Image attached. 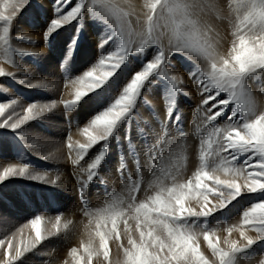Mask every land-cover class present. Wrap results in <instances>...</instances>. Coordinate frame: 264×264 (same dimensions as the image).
Here are the masks:
<instances>
[{
    "label": "snow or ice",
    "instance_id": "6c2138e0",
    "mask_svg": "<svg viewBox=\"0 0 264 264\" xmlns=\"http://www.w3.org/2000/svg\"><path fill=\"white\" fill-rule=\"evenodd\" d=\"M28 2H0V42L4 45H8L13 20ZM227 6L232 29L231 47L227 54L217 50L214 28L203 19L204 15L215 11L211 0H144L146 31L141 32L138 44L133 46L123 39L121 33L119 46L102 52L82 74L66 79L65 87L72 89L70 99L45 104L30 103L23 108L22 114L17 111L19 101L16 98L0 102V129L18 132L23 138L22 126L38 120L56 108L58 103L70 113L85 98H92L95 94L100 100V108L79 129L83 142L73 144L69 135L67 144L69 159L75 152L76 158L72 163L77 182L85 190L99 175L110 138L122 123L130 124L143 90L152 85L157 77H163L170 85L168 120L163 127L174 122L179 124L180 115L175 110L174 98L183 91V81L168 70L171 60L177 54H183L190 59L200 57L207 64L201 76L197 77V88L203 97L198 111H203L206 125L222 115H227V121L223 126H213L207 137L201 138L199 166L190 178L178 180L179 165L165 168L156 163L160 140L157 144L146 146L147 157L152 161L150 171L153 179L143 190L144 198L139 196L144 172L137 164V178L129 181L126 197L113 196L102 209L96 211L84 208L89 225L94 224V227L89 231L88 241L81 243L80 249L73 247L70 250L74 264H92L94 256H102L103 264H112L109 241L113 238L122 240L121 224L127 239V246L123 243L119 245L123 251V264H241L238 257L264 241V198H256L244 208L238 223L212 227L208 224L209 217L223 212L233 202L238 203L241 197H264V109L257 110L247 83L249 79L264 77V0H228ZM108 7L118 10L117 5ZM92 10L89 0H76L74 4L72 0H55L53 18L43 32L45 44L60 29L73 22L80 24ZM131 15V12L120 11V18L127 21L129 35L132 34L131 22L127 18ZM80 29L77 27L76 32L79 33ZM77 39L78 36H74L68 45L65 62L71 58ZM111 39L109 35L107 40H103L101 49ZM146 45L156 46L151 58L143 59L139 67L124 73L131 54L140 56ZM4 51L7 53L9 49ZM118 73L121 75L118 76ZM0 77L17 79L15 73L3 68H0ZM19 83H27L29 88L35 89L49 87L46 83L33 84L24 79H20ZM210 100L216 103L204 108ZM220 105L222 107H218ZM213 108L218 110L213 112ZM125 139L131 143L130 133ZM97 145L102 147L90 157ZM160 159L163 160V157ZM119 171L121 175L126 171L123 157ZM11 177L41 184L56 185L58 182V177L48 179L47 171L37 172L23 163L3 167L0 184ZM60 222L61 217L57 215L54 225L57 232ZM41 224L42 217L35 215L24 225L25 228L30 226L34 238L21 239L19 243L15 237L0 239V264H16L25 253L48 239V235L56 234H42ZM67 226L65 224V228ZM19 231L23 232V229ZM221 231L226 235L221 236ZM250 232H254L255 236L249 235ZM234 233H238V238H233ZM202 245L206 246L210 256L202 250ZM81 252L86 255V260Z\"/></svg>",
    "mask_w": 264,
    "mask_h": 264
},
{
    "label": "rangeland",
    "instance_id": "374dc122",
    "mask_svg": "<svg viewBox=\"0 0 264 264\" xmlns=\"http://www.w3.org/2000/svg\"><path fill=\"white\" fill-rule=\"evenodd\" d=\"M75 2L76 0H72L73 4ZM89 3L93 10L80 21V24L77 25L76 22H73V24L60 29L45 44L43 32L47 28L49 21L53 18L55 0H29L27 5L13 20L9 31L8 45L0 42V68L15 73L17 76L16 80L11 77H0V102L16 98L19 101L17 111L22 114L23 108L30 103L45 104L52 101L59 102L70 99L71 94L69 90L72 91V89L65 87L66 79L75 78L82 74L84 70L96 61L102 52L113 50L119 46L122 42L121 33H123V39L130 41L133 46L138 44L141 32L146 31L143 22L144 0H89ZM211 3L215 6V11L207 13L203 16V19L214 28L217 50L221 54H227L232 40V29L228 21V0H211ZM109 5H117L118 10L110 9ZM138 7H141V9ZM121 10L132 13L127 18L131 22V35H129L127 21L120 18ZM217 16H219V19H217ZM137 18H139V23L137 22ZM77 27H81L79 33L76 32ZM0 32H2V28H0ZM109 35L112 36V39L108 40L104 48L101 49V42L107 40ZM74 36H78L76 45L72 50L71 58L65 62L68 45L72 43ZM164 43L167 44V40ZM82 46L85 47L83 55L81 51ZM154 47L156 48L155 45H146L140 56L132 53L131 57L133 56L134 58L129 59L130 62L123 69V72L127 73L136 69L141 65L143 59H150L151 53L155 50ZM5 48L9 49L7 53L4 51ZM49 57H53L54 62L49 61ZM62 64L64 65L63 68L61 67ZM177 68L180 69V74H183L185 78L178 77L183 81L181 85L183 91L174 98L175 105L178 106L180 104L178 101L180 98L179 100L184 104L182 108L185 109L184 113H187V116H184L185 119L182 120L183 111L175 108L176 112L180 115V121L178 125H173L174 133L177 131L175 129L179 128L173 134L174 136L177 135V138H180L179 130L181 129L180 132H182V129H184L187 135L181 138L185 147L183 148L181 147L183 145H180L175 149L179 159H176L175 164L171 166L179 165L180 172L177 174V179L183 181L190 178L194 172V168L199 166L201 138H206L213 126L225 125L227 115H222L217 118V122L213 121L211 124L206 125L203 111H198L203 97L200 91H198V81L196 79L199 75L201 76L202 70L207 68L205 61L200 57L190 59L183 54H177L168 65V70L171 74L175 75L172 69L175 70ZM187 73L190 75L188 76ZM118 75H121V73H118ZM20 79L33 84L46 83L49 87L29 88L27 83L20 84ZM247 83L255 100L257 110L264 109V77L249 79ZM168 86L170 87L163 77H157L152 85L144 89L142 98L139 100L140 103L138 102L137 104L136 109L138 110L135 109V116L133 115L130 124L122 123L116 130V133L110 138L107 155L100 167L99 175L85 190H82L77 182L76 169L72 163V160L76 158L75 152L72 153V159H69L67 144L69 142V135H71V142L73 144L76 143V138L78 139L80 135L79 129L84 127L89 118L99 110L100 100L95 94H93L92 98H88V100L85 98L84 102L82 101L70 113L66 112L63 105L58 103L56 108L50 112H46L38 120L31 121L27 125L22 126L23 138L18 132L14 133L7 128L0 129V171H2L3 167L17 163L28 164L37 172L47 171V175L60 169L64 173L62 174L65 175L64 181L66 180L67 182L68 180L69 183L68 187H64L65 184L63 183L62 187L58 189L52 184H41L32 180L11 177L3 184H0V239L15 237L17 243H19L21 239L34 238V233H32L30 226L25 228L24 225L28 224L35 215L42 217V234L48 235L50 232H56L55 235H48V239L44 240L31 252L25 253L16 264H57L53 260L57 256L58 262L63 261L74 264L69 252L73 247L80 249L81 243L75 236H71L72 230L75 227L73 225H76L72 215H76L75 217L78 220L83 219L81 216L87 217L84 214L85 207L89 211H96L102 209L111 200L113 192L109 189L108 185L109 182H112L110 186L116 191L115 184L117 182H113V177L116 173H121L119 171L121 157H123V161L126 164V171H124L122 176L128 183L132 180L129 165L131 164L133 170H136L137 167L136 162L134 161L133 163L132 160L136 159L143 169V184L139 196L141 199L144 198L143 190L148 187V184L153 179L150 171L152 161L147 157L146 146H150L151 141L155 137L152 127L148 125L149 122L141 118V111L142 109L145 110V116L146 114L148 115L149 111L151 114L150 106L153 105L158 108L161 106V103L166 104L169 101ZM186 87L191 91L190 94L186 91ZM157 91H160L157 95L162 98V101L160 98H153V96L151 99L147 97V95L149 96L152 92ZM204 95H207V93ZM192 98L195 99V102L192 101ZM218 99L219 97H217ZM86 102L89 106L83 107ZM215 103L216 101L210 100L209 105H205L204 108H208ZM194 104H196L195 107H193ZM218 107H222V105ZM217 110L218 108L212 109L213 112ZM155 112L154 114L157 116L156 126H158L159 130L162 132L170 130L171 126L169 124H167L166 128L163 127V124L167 122L166 118H168V114L163 116L161 112L157 113L156 110ZM195 128H199V131L194 130ZM129 133L131 143L125 139ZM159 139L163 141L161 138ZM157 140L155 139L154 144H157ZM99 146L100 148L102 147V145H97L96 147ZM163 148L170 152L168 148ZM223 154L227 155V153ZM156 155V163L165 167L166 162L163 161L161 164L160 157L162 155L158 150ZM44 157L49 158L44 159ZM184 157H187L186 161ZM135 177L137 178V176ZM50 179H56V177H51ZM127 185L125 190L126 195L124 193L125 197L128 195ZM81 191H83V197L81 196ZM256 198L264 197H241L238 203L233 202L235 206L229 205L223 212H217L213 217H209V226H216L218 223L224 226L225 224L222 222L226 220L227 225L238 223L241 212ZM67 214L70 215L67 216ZM57 215H60L61 220L64 219V216L68 217L64 219V223L60 222L58 232L54 227ZM49 216H53L52 220L48 219ZM87 218L89 220V217ZM44 223L47 224L44 226ZM65 224L68 225L67 228H65ZM120 227L121 234H124L123 224ZM20 229H23V232H20ZM219 234L221 236L226 235L223 231ZM253 235L255 236V233ZM235 237L238 238V233L233 234V238ZM116 243L118 246L120 243L127 246V240L122 242L116 240ZM202 250L205 251L206 255H211L207 251L206 246L202 245ZM50 253H54V256H49ZM43 257H46L45 263L43 262ZM117 259L115 256L111 261H116ZM238 260H240L241 264H261V261H264V241L258 242L246 254H241ZM94 263L95 260L93 259L92 264Z\"/></svg>",
    "mask_w": 264,
    "mask_h": 264
},
{
    "label": "bare ground",
    "instance_id": "6f19581e",
    "mask_svg": "<svg viewBox=\"0 0 264 264\" xmlns=\"http://www.w3.org/2000/svg\"><path fill=\"white\" fill-rule=\"evenodd\" d=\"M125 2H127V1H125ZM124 3V2H123ZM134 5V4H133ZM126 6V5H125ZM139 9H141V7H138ZM43 16V15H42ZM82 45V44H81ZM148 47V46H147ZM153 47V46H152ZM154 49H155V47H154ZM81 51H82V55L85 53V47H81ZM133 57V56H132ZM132 57H130V58H132ZM129 58V59H130ZM134 58V57H133ZM138 59V58H137ZM49 61H53L54 62V58L53 57H49ZM132 61H133V59H132ZM138 61V60H137ZM52 62V63H53ZM142 62V61H141ZM134 63V62H133ZM137 63V62H136ZM58 65V64H57ZM52 66V65H51ZM189 71H190V69H189ZM43 72V71H42ZM172 72H174L175 73V75L176 76H178V77H181L182 79L183 78H185V76L182 74H180V69H175V70H173L172 69ZM194 72V71H193ZM187 75L189 76L190 74H188L187 73ZM119 76V75H118ZM198 76V75H197ZM200 76V75H199ZM57 77V76H56ZM45 78V77H44ZM157 79V78H156ZM158 79H160V78H158ZM197 80V79H196ZM185 81V80H184ZM158 82V81H157ZM162 82H164V81H162ZM197 82V81H196ZM158 83H160V82H158ZM159 85H161V84H159ZM189 85V84H188ZM169 87V86H168ZM190 87V86H189ZM161 88V87H160ZM55 90V89H54ZM144 91V90H143ZM156 91V90H155ZM186 91L190 94V90L186 87ZM199 91V90H198ZM69 93L71 94V90H69ZM157 93H160V91H157V92H152L149 96L147 95V97L148 98H152V96H153V98H160V96H158L157 95ZM165 94V93H164ZM187 94V93H186ZM192 94V93H191ZM166 95H167V92H166ZM188 95V94H187ZM190 97V96H189ZM188 97V98H189ZM194 97V96H193ZM142 98V97H141ZM161 99V101H162V98H160ZM180 99V98H179ZM178 99V101H179V105L177 106V105H175V108H177V109H181L182 111H183V119L182 120H184L185 118H184V116L186 117L187 116V113H184V108H182V107H184L183 105V102H181V100H179ZM87 100H88V98H87ZM93 101V100H92ZM91 101V102H92ZM150 101V100H149ZM177 101V102H178ZM189 101V100H188ZM191 101V100H190ZM192 101L193 102H195V99L194 98H192ZM29 102V101H28ZM84 102V101H83ZM139 102V101H138ZM151 102V101H150ZM154 102V101H153ZM160 102V101H159ZM140 103V102H139ZM93 104V103H92ZM100 104V103H99ZM176 104V103H175ZM190 104V103H189ZM193 104V103H192ZM202 104V103H201ZM87 105H88V103L86 102L85 104H84V106L83 107H87ZM168 105H169V101L166 103V104H164V103H161V106L160 107H155V106H150L149 108L151 109V114H150V111L148 112V115L146 114L145 116H144V114L146 113L145 112V110L144 109H142V111H141V114H142V116H141V118L142 119H145L147 122H149L148 123V125H150L151 127H152V131H153V135H154V139L151 141V143H150V145H154V141H155V139H159V138H161L163 141H160V145H159V147L157 148V150L160 152V154L162 155V157H163V160H161V164H162V162L164 161V162H166V165H164L166 168H169V167H171V165L172 164H175V160L176 159H179L178 158V155L176 154V152H175V149H177V147H179L180 145H183L184 143H182V140L183 139H181L184 135H187L186 134V131L184 130V129H182V132H180L181 131V129L179 130V136L181 135V137L180 138H177L178 136L177 135H175L174 136V134L178 131V127L175 129V130H177L175 133H174V131H173V125H175L176 123L174 122V123H170L169 125L171 126V129L170 130H166V132H162V131H160L159 130V128H158V126H156V122H157V116H156V114H154V113H156L155 112V110L157 111V113H159V112H161L162 113V115L163 116H166L167 114H168V112H167V109H168ZM195 105L196 104H194V106L193 107H195ZM89 106V105H88ZM99 106V105H98ZM139 106V105H138ZM97 107V106H96ZM100 107V106H99ZM136 110H138V109H136ZM191 110V109H190ZM197 110V109H196ZM72 112V111H71ZM90 112V111H89ZM182 114V113H181ZM194 114V113H193ZM195 115V114H194ZM135 116V115H134ZM195 117V116H194ZM197 117V116H196ZM133 119V118H132ZM167 120H168V118H166ZM182 122V121H181ZM217 122V121H216ZM186 123H187V121H186ZM198 124V123H197ZM215 124V123H214ZM216 125V124H215ZM71 128H72V126H71ZM185 128V127H184ZM190 128V127H189ZM73 129V128H72ZM194 130H197V128H195ZM193 130V131H194ZM174 133V134H173ZM119 134H120V131H119ZM163 137H164V139H163ZM197 137V136H196ZM207 137V136H206ZM83 137L81 136V135H79V137H78V139L76 138V142L77 141H80V142H83ZM160 140V139H159ZM190 140V139H189ZM201 141V140H200ZM110 142V141H109ZM164 143V144H163ZM186 143H188V142H186ZM188 145V144H187ZM190 146V145H189ZM162 147H166V148H168L169 150H170V152H168L165 148H163L162 149ZM181 147H185V145H183V146H181ZM99 148H100V146L99 147H95L93 150H92V152L90 153V156H93L94 154H96V152H98V150H99ZM160 149V150H159ZM161 151H162V153H161ZM190 152V151H189ZM125 154V153H124ZM134 161L136 162V164H138L137 163V161H136V159H134V160H132V162L134 163ZM177 162V161H176ZM117 164V163H116ZM129 167H130V172L132 173V180H135L136 179V170H133L132 168H131V164L129 165ZM188 167V166H187ZM198 167V166H197ZM197 167H195L194 168V171L196 170V168ZM58 169V168H57ZM113 170H114V167H113ZM185 171V170H184ZM188 171H191V170H188ZM63 172L60 170V169H58L57 170V172L56 171H54V172H52V173H50L49 175H48V177H49V179L52 177V178H55L56 177V179H57V177H58V182H57V184L55 185V187L56 188H58L59 189V187H62V185H63V183L65 184V186L64 187H68V185H69V183H68V180H67V182H66V180L64 181V176L65 175H63L62 174ZM187 173H189V172H187ZM185 174V173H184ZM67 175V174H66ZM120 176H122L121 175V173H116L115 174V176L113 177V182H117L116 184H115V187H116V191L110 186V183H112V182H109V185H108V187H109V189L113 192V196H117V195H123L124 196V193H125V190H126V185L128 184V181L122 176V177H120ZM129 176H130V174H129ZM118 177H120V179H118ZM131 177V176H130ZM51 180V179H50ZM102 182V181H101ZM98 194V193H97ZM125 195H126V193H125ZM35 198V197H34ZM253 201V200H252ZM251 203V202H250ZM249 203V204H250ZM244 204V203H243ZM248 205V204H247ZM77 214V213H76ZM70 214H67V216H69ZM78 215H80V214H78ZM67 216H64L63 218L65 219H67L68 217ZM76 216V215H75ZM74 215H72V217H73V221L74 222H76V225H73V226H75L74 228H73V230H72V233H71V236H75L76 237V239H79V241H80V243H86L87 241H88V239H89V231L91 230V228H93L94 227V224H92V225H89V220H87L88 218L87 217H85V216H81L83 219H79L78 220V218L77 217H75ZM52 218H53V216H49V218L48 219H51L52 220ZM64 219L63 220H61V222L62 223H64L63 221H64ZM78 221H79V223H78ZM223 224H226L227 223V220L225 221V222H222ZM47 223H44V226L46 225ZM219 224V223H218ZM254 234V232H250L249 233V235H252V236H254L253 235ZM121 236H122V240H121V242L122 241H124V240H127L126 239V236L124 235V234H121ZM236 238V237H235ZM95 243H96V246H98V238H96V241H95ZM121 244V243H120ZM109 247H110V260H112V258L113 257H117L118 259L116 260V261H111L112 262V264H123V260H124V256H123V252H122V250L120 249V247L117 245V243H116V240H115V238H113L112 240H110L109 241ZM56 252V251H55ZM81 254H82V256H83V258L86 260V255L85 254H83L82 252H81ZM50 255H53L54 256V253H50L49 254V256ZM47 256V255H46ZM58 257V256H57ZM57 257H54V261H56L57 262V264H70V263H67V262H63V261H59L58 262V259H56ZM45 258L46 257H43V262L45 263ZM93 259L95 260V263L94 264H103V258L102 257H96V256H94L93 257ZM50 264V263H49Z\"/></svg>",
    "mask_w": 264,
    "mask_h": 264
}]
</instances>
